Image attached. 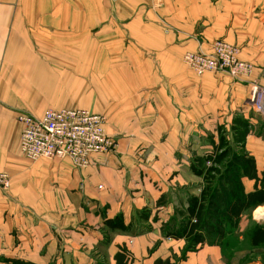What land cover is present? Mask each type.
Wrapping results in <instances>:
<instances>
[{
    "label": "crops",
    "instance_id": "0c3cea01",
    "mask_svg": "<svg viewBox=\"0 0 264 264\" xmlns=\"http://www.w3.org/2000/svg\"><path fill=\"white\" fill-rule=\"evenodd\" d=\"M216 40L251 74L186 65L187 52ZM260 87L264 0H0V169L11 177L0 189V264H264L246 213L227 248L187 250L164 232L201 190L193 155L212 153L222 134L236 148L239 119L256 174L244 189L264 187V116L251 99ZM64 107L106 116L116 150L86 168L25 157L18 114ZM117 216L122 224H107Z\"/></svg>",
    "mask_w": 264,
    "mask_h": 264
},
{
    "label": "trees",
    "instance_id": "16d2710c",
    "mask_svg": "<svg viewBox=\"0 0 264 264\" xmlns=\"http://www.w3.org/2000/svg\"><path fill=\"white\" fill-rule=\"evenodd\" d=\"M248 125L247 121L241 119L234 124L236 148L222 134L218 147L212 153L193 160L192 170L202 177L205 184L198 196L190 197L184 216L172 218L164 227L168 237L185 239L187 250H195L204 244L229 247L236 240V231L243 215L264 205V187L246 192L242 182L243 176L256 177L254 161L239 150L244 144ZM213 202L215 205L217 202L218 206L212 209V221L206 230L205 212L207 207L213 206ZM120 221L121 216H117L107 220V224L119 226L122 224ZM247 236L252 245L264 246V223L254 224Z\"/></svg>",
    "mask_w": 264,
    "mask_h": 264
},
{
    "label": "built area",
    "instance_id": "2783aa9c",
    "mask_svg": "<svg viewBox=\"0 0 264 264\" xmlns=\"http://www.w3.org/2000/svg\"><path fill=\"white\" fill-rule=\"evenodd\" d=\"M184 62L197 75L225 72L247 76L252 64L238 57V50L225 40H216L209 52H187ZM255 111L264 116V88L251 97ZM21 153L31 159L69 158L78 168L90 166L94 154H110L117 142L105 128L106 116L83 108L49 109L41 115L21 111ZM10 175L0 169V189L10 184Z\"/></svg>",
    "mask_w": 264,
    "mask_h": 264
},
{
    "label": "rangeland",
    "instance_id": "374dc122",
    "mask_svg": "<svg viewBox=\"0 0 264 264\" xmlns=\"http://www.w3.org/2000/svg\"><path fill=\"white\" fill-rule=\"evenodd\" d=\"M214 43V41L212 42V44ZM202 51H204V50H196V51H189V52H196V53H201ZM204 52H209V51H204ZM185 56V55H184ZM191 69V68H190ZM192 70V69H191ZM193 71V70H192ZM194 72V71H193ZM195 73V72H194ZM196 74V73H195ZM58 90H59V88H58ZM65 108V107H64ZM262 116V115H261ZM230 137V136H229ZM193 157H194V159L195 158H199V157H203L201 154L200 155H193ZM193 159V158H192ZM236 159V158H235ZM205 184V182H203V179H201V182L198 184L199 185V187H200V189H202V187H203V185ZM198 185L196 186V188H198ZM194 187L195 186H192V190H194ZM224 193L226 194V192L224 191ZM199 194H200V192H199ZM198 194V195H199ZM227 196H228V194H227ZM215 206H218V203L216 202V205H215V202H213V206H209V207H207V209H206V212H205V216H206V224L205 225H207V227H206V230H208L209 229V226H208V224H210V222L212 221L211 220V216H210V214L213 212L212 211V209L213 208H215ZM259 207V206H258ZM257 208H255V210H256ZM253 211H254V209H253ZM246 216V220L245 221H250L251 222V226H253L254 224H262V223H264V215L263 216H255V213L253 212V214L251 215V213L249 212V213H246L245 214ZM252 217H253V219H254V221L252 220ZM248 219V220H247ZM248 231V229L246 230V232ZM209 242H210V240H209ZM243 251L244 252H246V251H248V249H247V247H246V245H244V249H243ZM242 251V252H243ZM259 256V253L258 252H255L253 255H252V257H258Z\"/></svg>",
    "mask_w": 264,
    "mask_h": 264
},
{
    "label": "bare ground",
    "instance_id": "6f19581e",
    "mask_svg": "<svg viewBox=\"0 0 264 264\" xmlns=\"http://www.w3.org/2000/svg\"><path fill=\"white\" fill-rule=\"evenodd\" d=\"M255 214L257 216H263L264 215V207L263 206L258 207Z\"/></svg>",
    "mask_w": 264,
    "mask_h": 264
}]
</instances>
